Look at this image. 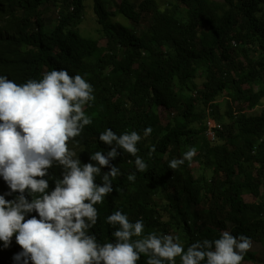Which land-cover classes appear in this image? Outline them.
<instances>
[{
  "label": "trees",
  "instance_id": "obj_1",
  "mask_svg": "<svg viewBox=\"0 0 264 264\" xmlns=\"http://www.w3.org/2000/svg\"><path fill=\"white\" fill-rule=\"evenodd\" d=\"M48 1L0 0V72L23 78L43 64L61 63L89 75L95 88L92 122L77 145L72 141L68 148L81 168L99 166L91 159L97 151L108 159L95 177L98 185L112 167L118 175L109 177L113 190L94 205L97 222L86 234L95 235L101 245L114 242L119 225L106 219L121 211L130 222L142 220L145 235L160 234L156 226L163 232L178 229L185 248L228 231L264 250V107L248 113L264 98V0H224L223 7L218 0L217 7L213 0H119L115 8L114 0H92L107 28L101 56L93 51L95 39L75 30L85 0H56L59 21L44 32L39 6ZM33 25L39 29L33 31ZM207 107L222 126L213 143L203 132ZM160 110L170 114L165 122ZM104 127L117 136L136 131L139 154L125 152L115 141H101L97 132ZM147 127L152 132L145 137ZM113 148L117 155L108 157ZM190 148L196 149L188 160L196 174L188 162L169 167ZM137 157L145 170L137 169ZM67 171L54 160L42 178L57 182ZM131 174L134 181L128 180ZM2 180L0 195L13 200L14 192ZM21 251L15 236L7 247L0 241V264H23L13 259ZM250 258L251 264H264L255 254ZM146 262L141 254L137 264Z\"/></svg>",
  "mask_w": 264,
  "mask_h": 264
},
{
  "label": "clouds",
  "instance_id": "obj_2",
  "mask_svg": "<svg viewBox=\"0 0 264 264\" xmlns=\"http://www.w3.org/2000/svg\"><path fill=\"white\" fill-rule=\"evenodd\" d=\"M60 6L56 0L39 6L42 31L50 32L58 23ZM50 10L54 18L46 15ZM75 30L79 34L77 26ZM89 79L86 72L61 63L43 64L36 74L23 78L0 72V177L14 192L13 200L0 195V241L7 247L15 236L22 251L13 259L23 264H137L143 254L146 264H176L177 257L180 264H242L252 241L228 231L218 239L196 241L185 248L179 237L155 232L145 235L142 220L133 223L115 211L106 219L109 225H119L112 233L114 242L101 245L95 235L86 234L97 222L94 205L113 190L109 177L118 175V169L112 167L98 185L95 177L108 159L97 151L91 159L99 166L88 163L81 168L68 148L72 141L77 145L84 127L92 122L89 108L95 88ZM204 112L206 119L214 121L211 107ZM151 132V127L145 128L144 136ZM97 134L106 144L115 141L125 152L139 154L136 145L141 136L136 131L117 136L104 127ZM208 141L213 143L214 138ZM195 154L196 149L190 148L183 158L170 161L169 167L191 164L188 160ZM116 155L115 148L108 152V157ZM54 160L68 169L57 182L42 178ZM135 165L140 171L146 168L139 157ZM134 179V174L128 176L129 181Z\"/></svg>",
  "mask_w": 264,
  "mask_h": 264
},
{
  "label": "rangeland",
  "instance_id": "obj_3",
  "mask_svg": "<svg viewBox=\"0 0 264 264\" xmlns=\"http://www.w3.org/2000/svg\"><path fill=\"white\" fill-rule=\"evenodd\" d=\"M117 1L119 0H114L112 4L114 8H115L114 5H116L115 3H117ZM218 3H219V7H223L226 4L224 0H218ZM84 4H85V7L83 8L84 14H83L82 21L79 25V32L83 36H89L95 39V46L93 48V51L96 54V56H101L103 54L104 49L107 47V36L105 34L107 31V28H105L103 24L98 20V15L96 13L95 7L93 6V1L85 0ZM113 7L111 9H114ZM212 7H217L215 0L212 1ZM46 15L49 16L50 18H54V12L52 10L48 11ZM109 19H111V21H114L117 19V17L111 16ZM125 22L128 23L129 20H125ZM131 23L132 21L130 20V24ZM200 81H201V78L197 77L196 78L197 84L200 85L201 83ZM263 107H264V98L260 100V102L257 104L256 107L248 111V113L258 114L263 109ZM221 110H222V101H220V107H219V111ZM159 112H160L161 120L163 122H165L167 118L170 116L169 113H165L162 110H160ZM167 149H169V147ZM163 159L164 160L166 159L165 153L163 155ZM189 168L192 172L196 174L197 171L193 163L190 164ZM262 191H264V188H262ZM245 198L250 199L247 195L245 196ZM156 229L159 233L172 235L173 237H178V231H179L178 229L167 228L165 232H163V229L159 228L158 226H156ZM252 254H255V257L259 259H264V250L262 249L259 243H252V247L244 255L242 264H251L252 259L250 258V256Z\"/></svg>",
  "mask_w": 264,
  "mask_h": 264
},
{
  "label": "built area",
  "instance_id": "obj_4",
  "mask_svg": "<svg viewBox=\"0 0 264 264\" xmlns=\"http://www.w3.org/2000/svg\"><path fill=\"white\" fill-rule=\"evenodd\" d=\"M222 129L220 123H215L210 117L205 122V135L208 139L212 140L215 136V132Z\"/></svg>",
  "mask_w": 264,
  "mask_h": 264
}]
</instances>
